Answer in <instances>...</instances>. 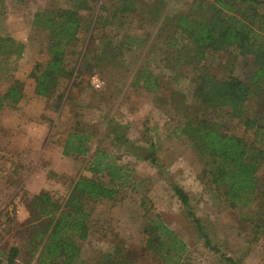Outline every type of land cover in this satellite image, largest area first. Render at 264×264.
Returning a JSON list of instances; mask_svg holds the SVG:
<instances>
[{"label":"rangeland","instance_id":"obj_1","mask_svg":"<svg viewBox=\"0 0 264 264\" xmlns=\"http://www.w3.org/2000/svg\"><path fill=\"white\" fill-rule=\"evenodd\" d=\"M76 1H0V38L12 39L10 44L0 43V95L14 80L30 95L0 113V264H6L12 248L18 250L14 264H36L34 235L48 222L34 208L35 194L26 188L25 176L37 171L33 180L37 190L43 188L63 207L79 178H93L87 168L96 151L132 169L134 186L121 189L114 201L87 204L95 222L93 243L74 264H92L97 252H107L114 242L132 252L127 258L135 264H165L169 255L160 260L144 251L149 238L145 229L158 218L185 243L181 264H264V203L260 204L264 162L258 171L257 203L229 209L221 193L210 186L206 158L181 133L195 113L192 80L199 73L249 83L250 58L232 51H208L198 60L176 28V16L215 0H134L132 13L123 16H114L120 0H85L79 40L66 58L72 76L60 78L48 97L37 96L31 74L35 63L44 65L48 56L43 49L46 33L32 25L34 14L39 8L68 9ZM173 39L176 45L167 46ZM94 78L102 84L99 89L92 86ZM144 78L158 85L144 89ZM207 118L220 131L252 143L253 131L245 130L228 110H211ZM15 130L25 132L24 143L14 135L12 146H7L6 132ZM112 132L131 146L118 144ZM70 133L89 138L84 157L62 155ZM25 141L37 147L29 150L35 152L23 150ZM152 153L161 171L143 159ZM19 157L30 163L20 168ZM172 183L189 196L190 210L217 253L204 245L173 194Z\"/></svg>","mask_w":264,"mask_h":264},{"label":"trees","instance_id":"obj_2","mask_svg":"<svg viewBox=\"0 0 264 264\" xmlns=\"http://www.w3.org/2000/svg\"><path fill=\"white\" fill-rule=\"evenodd\" d=\"M84 2L77 0L68 9L36 10L32 25L46 33L43 49L48 60L44 65H34L31 76L35 95L48 97L59 85L60 78L72 76V71H67L66 58L79 40L80 10ZM133 6L134 0H120L114 16L131 14ZM176 28L192 45L194 58L198 60L204 58L208 51L237 52L251 60L249 83L236 77L218 80L206 71L195 76L192 80L195 113L181 130L198 147L197 152L206 158L210 165L207 172L210 186L221 193L227 207L232 210L250 208L257 203L258 171L264 162V0H215L205 8L199 5L196 10L176 16ZM170 41L167 46L176 45L175 39ZM11 42L9 36L0 38V43ZM151 81L144 78L142 87L154 90L158 84ZM22 98L21 83L14 80L0 95V113L6 107L18 105ZM220 108L228 110L232 119L241 121L245 130L253 131L252 143L220 131L210 118L208 120L210 111ZM112 133L118 144L131 146L123 137ZM88 140L81 133H70L62 147V155L67 158L84 157L88 152ZM143 159L161 171L162 167L153 153ZM87 170L93 178H79L63 207L48 193L34 196V208L48 219L43 230L34 235V252H38L36 264H74L79 260L81 246L89 236L91 213L87 204L114 201L121 189L134 186L133 170L119 165L106 152L96 151ZM171 187L204 245L217 253L199 219L190 210L189 196L179 185L172 183ZM145 234L149 236L145 252L160 260L169 255L170 259L165 260V264H181L185 243L159 218L145 229ZM127 251L117 243L112 253L94 258L92 264H135L134 260L127 258L132 254L131 250V253ZM17 254L18 250L12 248L6 264H14ZM225 259L233 263L230 258Z\"/></svg>","mask_w":264,"mask_h":264},{"label":"crops","instance_id":"obj_3","mask_svg":"<svg viewBox=\"0 0 264 264\" xmlns=\"http://www.w3.org/2000/svg\"><path fill=\"white\" fill-rule=\"evenodd\" d=\"M29 96L30 95H27V93L25 92V90H23V98L21 99V102L22 101H26L27 99L26 98H29ZM7 134H6V136H7V138H4V141H5V143H6V145L8 146H12V143H11V141H13V139H14V135H15V137H19L18 138V140L19 141H22V143H24V141H23V138H24V136H25V132L24 131H21V130H15V131H12V132H6ZM12 133H15V134H12ZM12 134V135H11ZM22 136H23V138H22ZM26 142V141H25ZM37 147H35V146H33V147H31L30 145H29V143L28 142H26V144H25V148L23 149V150H25L26 151V153H28L29 152V150L30 149H36ZM47 150H49L48 148H47V146L44 148V152H46V154H47ZM32 152H35V151H32ZM32 152H29V154H32ZM25 154V153H24ZM41 158V159H40ZM38 160H37V162H36V164H37V166H39V165H41V160H42V158H43V153L41 154V157H40ZM19 160H17V161H20L19 163H20V168L24 165H28L30 162L26 159V158H24V159H21V157H19L18 158ZM32 165V164H31ZM36 166V167H37ZM14 170V169H13ZM36 172L37 171H32L31 173L29 172L28 174H27V176H25V185H26V188L30 191V192H32L33 194H35V196H38V195H40L41 193H47V192H45L44 190H43V188H39V190H37V186L35 187V184H33V180L35 179V177H36ZM44 183L45 182H43V183H41V186L43 187L44 186ZM34 185V186H33ZM43 190V191H42ZM93 223H95L94 221H93V218L91 217V219H90V224H89V236H88V238H87V240L82 244V246H81V253H80V256L81 255H83V254H85V251H86V249H87V247H89V246H91V244L93 243V239H92V237H90L91 236V233L93 234V232H91V230H92V228H93ZM96 227H98L97 228V230L99 229V225L98 226H96ZM97 240H99V239H97ZM115 244H117V242H114V246H113V244H110L111 245V248H109V250L107 251V252H101L100 250L97 252L98 254V256H101V255H104V254H106V253H112V251L114 250V247H115ZM92 248V247H91Z\"/></svg>","mask_w":264,"mask_h":264},{"label":"built area","instance_id":"obj_4","mask_svg":"<svg viewBox=\"0 0 264 264\" xmlns=\"http://www.w3.org/2000/svg\"><path fill=\"white\" fill-rule=\"evenodd\" d=\"M101 85H102V84H101V82H99L98 79L94 78V79L92 80V86H93L95 89H99Z\"/></svg>","mask_w":264,"mask_h":264}]
</instances>
